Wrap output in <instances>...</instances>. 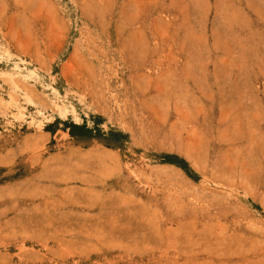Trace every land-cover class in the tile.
<instances>
[{"label":"rangeland","instance_id":"rangeland-1","mask_svg":"<svg viewBox=\"0 0 264 264\" xmlns=\"http://www.w3.org/2000/svg\"><path fill=\"white\" fill-rule=\"evenodd\" d=\"M0 264H264V0H0Z\"/></svg>","mask_w":264,"mask_h":264}]
</instances>
